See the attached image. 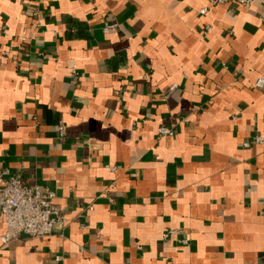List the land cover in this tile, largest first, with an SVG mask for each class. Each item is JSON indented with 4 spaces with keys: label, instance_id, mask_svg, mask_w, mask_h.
Instances as JSON below:
<instances>
[{
    "label": "crops",
    "instance_id": "crops-1",
    "mask_svg": "<svg viewBox=\"0 0 264 264\" xmlns=\"http://www.w3.org/2000/svg\"><path fill=\"white\" fill-rule=\"evenodd\" d=\"M259 78L264 0H0V174L65 219L0 264H264Z\"/></svg>",
    "mask_w": 264,
    "mask_h": 264
},
{
    "label": "built area",
    "instance_id": "built-area-1",
    "mask_svg": "<svg viewBox=\"0 0 264 264\" xmlns=\"http://www.w3.org/2000/svg\"><path fill=\"white\" fill-rule=\"evenodd\" d=\"M209 6L218 4L235 3L243 7H249L254 0H205ZM206 8L200 10L205 13ZM116 23H105L103 31L116 27ZM210 29L207 27V30ZM256 86L264 85V78H259L255 82ZM59 136L65 134L64 127H57ZM159 136L172 135L170 128L161 126L157 130ZM253 143L264 147V137L256 135ZM249 143H245L248 146ZM53 191L43 190L39 186H30L20 178L10 175L7 171L0 174V213L3 216L5 230L0 234L2 244H7L15 240L20 234H25L32 238L46 237L51 234L57 224H63L65 219L60 209L52 202ZM92 209V207H89ZM174 229L162 233V237L175 235ZM186 243V240H181ZM56 264H60L61 256L54 258Z\"/></svg>",
    "mask_w": 264,
    "mask_h": 264
}]
</instances>
